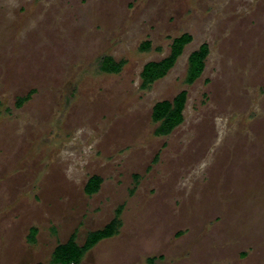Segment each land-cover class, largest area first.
<instances>
[{
  "label": "rangeland",
  "instance_id": "obj_1",
  "mask_svg": "<svg viewBox=\"0 0 264 264\" xmlns=\"http://www.w3.org/2000/svg\"><path fill=\"white\" fill-rule=\"evenodd\" d=\"M182 91L183 123L157 136L154 106ZM116 218L82 264H264V0H0V264H52Z\"/></svg>",
  "mask_w": 264,
  "mask_h": 264
},
{
  "label": "trees",
  "instance_id": "obj_2",
  "mask_svg": "<svg viewBox=\"0 0 264 264\" xmlns=\"http://www.w3.org/2000/svg\"><path fill=\"white\" fill-rule=\"evenodd\" d=\"M193 41V37L189 34L175 38L171 45L170 55L159 62L147 63L141 73L143 90H149L159 80L165 78L168 73L174 68L179 57L184 52V49ZM152 43L150 41L144 42L140 47L142 52L150 51ZM210 52L208 44H203L194 51L188 59V71L185 82L192 85L198 78L201 77L205 69V61ZM99 70L107 74H119L122 72L125 62H116L110 56H104L99 60ZM29 96L19 101L22 105ZM187 101V92L182 91L173 101L158 102L153 108L152 118L154 123L159 124L155 134L157 136H169L175 128L183 123L184 109ZM102 179L98 176L92 177L85 192L88 195H93L99 192ZM120 221L118 218L113 220L104 229L89 234L83 246L76 242L75 236H72L65 244H60L54 251L51 260L52 264H82L84 256L91 251L102 240L114 237L118 233ZM37 229L31 230V240L34 241L37 235ZM155 258L148 259L150 264L155 262Z\"/></svg>",
  "mask_w": 264,
  "mask_h": 264
}]
</instances>
